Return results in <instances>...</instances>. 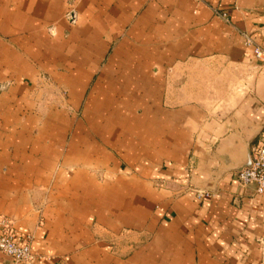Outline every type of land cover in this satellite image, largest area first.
Returning a JSON list of instances; mask_svg holds the SVG:
<instances>
[{
    "label": "crops",
    "instance_id": "obj_1",
    "mask_svg": "<svg viewBox=\"0 0 264 264\" xmlns=\"http://www.w3.org/2000/svg\"><path fill=\"white\" fill-rule=\"evenodd\" d=\"M243 32L264 50V0H0V215L33 264H264Z\"/></svg>",
    "mask_w": 264,
    "mask_h": 264
},
{
    "label": "built area",
    "instance_id": "obj_2",
    "mask_svg": "<svg viewBox=\"0 0 264 264\" xmlns=\"http://www.w3.org/2000/svg\"><path fill=\"white\" fill-rule=\"evenodd\" d=\"M200 1V0H194ZM217 14L220 12L216 11ZM226 18L225 13L220 14ZM72 18V16H71ZM243 42L246 48H249L251 54L264 61V50L256 44L253 36L247 32L242 33ZM251 164L242 168L236 173L237 180L240 185H254L257 194L264 193V127L259 133L257 141L250 147ZM196 195L198 198L205 197L208 192L197 189ZM30 237L24 239H16L14 222L9 217L0 215V253L9 257L15 263L33 264L35 255L31 250L29 243Z\"/></svg>",
    "mask_w": 264,
    "mask_h": 264
},
{
    "label": "water",
    "instance_id": "obj_3",
    "mask_svg": "<svg viewBox=\"0 0 264 264\" xmlns=\"http://www.w3.org/2000/svg\"><path fill=\"white\" fill-rule=\"evenodd\" d=\"M263 127H264V125L260 128L259 133L261 132V130L263 129ZM250 164H251V153H250V148H248V151H247V160H246V162L242 166H240L237 169V171H240L244 167L250 166Z\"/></svg>",
    "mask_w": 264,
    "mask_h": 264
}]
</instances>
